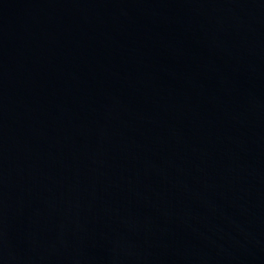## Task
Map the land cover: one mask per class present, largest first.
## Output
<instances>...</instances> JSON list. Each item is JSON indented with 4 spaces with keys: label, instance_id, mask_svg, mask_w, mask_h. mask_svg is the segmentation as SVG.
Returning <instances> with one entry per match:
<instances>
[{
    "label": "water",
    "instance_id": "95a60500",
    "mask_svg": "<svg viewBox=\"0 0 264 264\" xmlns=\"http://www.w3.org/2000/svg\"><path fill=\"white\" fill-rule=\"evenodd\" d=\"M0 264H264V0H0Z\"/></svg>",
    "mask_w": 264,
    "mask_h": 264
}]
</instances>
